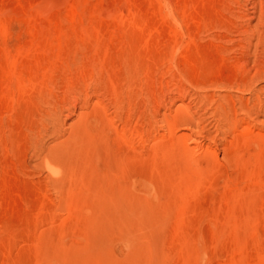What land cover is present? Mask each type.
Returning <instances> with one entry per match:
<instances>
[{"label":"rangeland","instance_id":"1","mask_svg":"<svg viewBox=\"0 0 264 264\" xmlns=\"http://www.w3.org/2000/svg\"><path fill=\"white\" fill-rule=\"evenodd\" d=\"M253 1L0 0V264H264Z\"/></svg>","mask_w":264,"mask_h":264},{"label":"bare ground","instance_id":"2","mask_svg":"<svg viewBox=\"0 0 264 264\" xmlns=\"http://www.w3.org/2000/svg\"><path fill=\"white\" fill-rule=\"evenodd\" d=\"M248 2L250 0H247ZM249 6V5H248ZM247 7V6H246ZM248 8V7H247ZM252 16L251 17H246V27L247 30L245 31V37H246V43L248 45V49L252 52V57H254V60L256 61V64H262L261 67L264 64V55L262 57V54L264 52V0H254L253 1V8H252ZM250 13V10L249 12ZM245 14L246 11H245ZM248 16V15H247ZM245 17H243L244 19ZM254 22V25L251 26V23ZM263 46V47H262ZM258 67V66H257ZM260 69V68H259ZM259 69H258V74H259ZM263 70V69H262ZM255 71V72H256ZM264 72V71H263ZM257 75V73H256ZM255 75V76H256ZM264 75V74H263ZM260 76V75H259ZM258 76V78H259ZM254 75H252L253 79ZM262 78V77H261ZM264 78V76H263ZM256 79V78H255ZM253 79V80H255ZM259 81V80H257ZM201 96V95H200ZM199 96V97H200ZM204 97L202 96L200 98L203 99ZM221 111L223 110L222 108H219ZM178 112V111H177ZM224 112V111H223ZM179 113V112H178ZM180 115V114H179ZM225 115V114H223ZM177 116V115H176ZM177 118V117H176ZM182 118V117H178ZM102 119V118H101ZM186 119V118H185ZM177 120V119H176ZM184 120V119H183ZM180 121V120H179ZM185 121V120H184ZM56 150H58L56 148ZM55 153V152H54ZM51 165V164H50Z\"/></svg>","mask_w":264,"mask_h":264}]
</instances>
